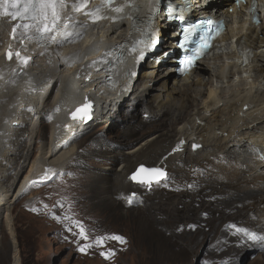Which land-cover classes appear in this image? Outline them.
I'll return each instance as SVG.
<instances>
[{
  "label": "bare ground",
  "instance_id": "6f19581e",
  "mask_svg": "<svg viewBox=\"0 0 264 264\" xmlns=\"http://www.w3.org/2000/svg\"><path fill=\"white\" fill-rule=\"evenodd\" d=\"M144 1L132 0V15H143ZM227 1L220 0L222 5ZM67 2L69 7L62 20V25L65 22L67 25L56 34L57 42L47 47L31 42L19 31L13 38L8 18H0V219L10 235L13 264L18 262V248L12 229L11 204L22 195L26 178L37 177L46 168L64 166L80 148L73 143L76 138L66 146H60V141L64 136L63 125L69 121L66 114L83 94L93 100L92 118L87 125L70 122L69 129H75L78 135L97 122L113 126L121 108L126 113L121 123L129 129L120 135L108 136L118 144L113 149L118 151L115 160H129L119 166V174L124 175L127 167L155 142L167 141V152L177 142L199 143L201 147L195 152L190 150L189 143L183 152L173 153L166 159L161 158L162 153L159 160L163 162L172 156V161L185 160L194 166L193 156L199 155L208 171L219 174L217 183L230 188L234 204L219 202L210 191L206 210L209 204L219 203L217 206L236 208L237 212L227 214L232 216L230 219L203 217L206 224L211 226L214 221L228 233L224 251L218 256L222 264H236L244 250H256L260 242L231 226L264 235V160L257 158V152L264 157V17L262 24L252 26L242 12L231 15L226 8L219 11L229 25L234 22L219 47H228L233 38L236 42L242 38L253 51L251 62L244 68L236 65L235 52L229 50L212 54L191 76L178 80L168 64L159 68L150 62L141 66L144 70L136 78H130L132 63L126 48L137 27L108 26L105 21H99L88 29L85 17L72 11L75 0ZM194 2V17L210 13L205 3ZM157 23L162 29L167 28L161 19ZM9 48L13 53L18 49L22 56L30 57L27 65L15 56L8 60ZM116 54H119L117 58ZM139 78L141 81L137 84ZM49 112L52 121L48 137L38 143L43 132L41 125ZM166 123L165 129L156 127V124L164 127ZM153 125V129L149 128ZM157 128L158 134L146 137L120 155L118 149L122 145L131 144ZM104 129L101 127L99 131ZM98 136V143L103 145V136ZM35 144V154L31 157ZM9 171L13 172L11 178L7 177ZM193 224L191 233L202 236V228ZM256 255L251 253L254 257L251 262L264 264V246Z\"/></svg>",
  "mask_w": 264,
  "mask_h": 264
},
{
  "label": "rangeland",
  "instance_id": "374dc122",
  "mask_svg": "<svg viewBox=\"0 0 264 264\" xmlns=\"http://www.w3.org/2000/svg\"><path fill=\"white\" fill-rule=\"evenodd\" d=\"M139 81L141 78L137 84L140 83ZM149 97L147 96V98ZM124 113L125 111L121 108L119 116L115 118V123L111 127L104 126L103 122L93 124L76 141V145L80 148L76 152L78 156L76 159H72L70 165L73 163L75 165L80 160L85 163L81 167L75 165V169L81 175V188L74 195L76 199L68 205L67 212L74 218L72 224L75 230L79 228L76 223L78 220H82L80 224L85 228L86 225H90V220L95 225L94 217H96L100 221L101 227L119 232L126 237V249L119 250L118 257L112 262H104L98 257L82 258L55 237L54 230L59 226L57 220L59 212L56 217L39 218L25 210L24 202L30 197L27 193L12 202L10 210L13 235L18 248L17 264H22L18 237L21 238L23 245L29 242L33 244L34 253L31 264H222L221 257L218 256L222 255L224 251L222 247L227 240L228 233L221 230V225L214 221L211 226L209 223L206 224L207 221H204L203 217L230 219L232 216L227 215L223 212L224 210L219 211L221 207L224 208L217 206L219 203L209 204V210H206L207 194L212 191L219 202L226 204H234V196L228 186L217 183L219 174L208 171L206 164L199 160V155L193 156L194 164L192 165L194 166H190L188 162L183 160L173 161L175 164L173 167L172 156H170L171 160L170 157L167 159L170 160L169 164L173 167L172 172L175 174V179L171 185L179 187L192 183L190 189H181L178 194H172L169 197H165L163 194H154L149 196H156L153 200H147L146 205L139 208H126L113 200V189L125 190L128 188V184L124 180L128 170L133 169V166L143 159L147 160H143L144 162L159 161L169 148L167 141L164 143L155 142L145 151L147 154L144 152L136 161L132 162L133 165L131 163V167H127L128 170L125 171L124 175L119 174L117 172L119 166L129 163V160H115L114 156L118 151L113 152L114 148L101 150L98 144L100 139L98 135H102L104 140H110L109 135L115 136L125 133L129 128L127 129L125 123H121L122 119H125L126 113ZM101 127L105 128L102 132L99 131ZM154 127L155 125L149 128L153 129ZM156 127L165 129L168 124L166 123L164 127L156 124ZM159 128L146 133L131 144L122 145L118 149L120 155L124 153V150L137 145L146 137L158 134ZM41 129L43 132L38 143L47 139L50 126L42 124ZM25 137L27 138V136ZM36 145L31 157L35 154ZM116 145L118 146V144L115 143V148H117ZM7 173V177L11 178L13 172ZM36 192V196H38L40 192ZM226 194H228V198L223 199V195ZM180 195H188V197ZM60 210L62 212L59 215L62 217L63 205ZM214 210H217L218 216L216 212H213ZM86 217L90 220L84 219ZM188 223H195L200 226L202 236L196 237V233H191L192 230L188 228ZM27 251L28 248L26 247V254ZM243 253L244 255L239 256V261L236 264H253L251 261L254 257L249 256L251 251L244 250ZM0 264H13L10 235L2 219H0Z\"/></svg>",
  "mask_w": 264,
  "mask_h": 264
},
{
  "label": "snow or ice",
  "instance_id": "6c2138e0",
  "mask_svg": "<svg viewBox=\"0 0 264 264\" xmlns=\"http://www.w3.org/2000/svg\"><path fill=\"white\" fill-rule=\"evenodd\" d=\"M89 0H75L71 5L74 11L81 12L84 11L85 15L92 16L95 19H102L103 16L100 15L101 8L103 6L111 7L115 4L116 0H101V5H98L94 10L85 11L86 6ZM69 7L67 0H0V16L10 17L12 20H18L12 28V36L15 38L18 31L21 36L27 37V39H35L38 42H42L45 47L49 43L57 42L56 34L61 27H66L62 25L63 16L65 10ZM114 11L121 12L122 7L114 8ZM209 24L212 22L209 21ZM190 31V29H185V32ZM212 38L211 32L205 36L200 37L198 48L196 49V55L189 56L185 59L184 64L186 66H191L194 59L200 54V52L210 46L209 41ZM154 41L146 42L141 39L136 41L137 45L143 44L145 47L148 46V43ZM132 51H137V47L134 45ZM7 59L12 60L13 56L17 60H21L25 65L31 59L27 56H22L19 51L13 53L11 48L6 53ZM140 57H143V50L140 51ZM90 105H85L83 108H78L73 117L78 113H84L87 115V109ZM200 145H193V148H199ZM167 173L162 168H146L141 166L135 174H133V180H139L141 183H147L151 185L154 181L159 182L162 178H165ZM79 227V234L84 239H87V235L84 229V226L78 221L76 222ZM194 227V226H190ZM231 227L235 228L237 232L243 233L249 239L253 241L260 242L264 245V235H259L255 232L250 231L248 228L237 227L232 225ZM112 239L125 241V238L122 236H112ZM105 237H98L95 241L97 245L101 244L104 241ZM90 246V245H89ZM80 251H85L84 247L80 248ZM102 255H105L102 253Z\"/></svg>",
  "mask_w": 264,
  "mask_h": 264
},
{
  "label": "trees",
  "instance_id": "16d2710c",
  "mask_svg": "<svg viewBox=\"0 0 264 264\" xmlns=\"http://www.w3.org/2000/svg\"><path fill=\"white\" fill-rule=\"evenodd\" d=\"M19 247H20V256L22 259V264H31L33 261V244L31 242L23 245V242L20 237H18ZM28 248L27 254L25 248Z\"/></svg>",
  "mask_w": 264,
  "mask_h": 264
}]
</instances>
